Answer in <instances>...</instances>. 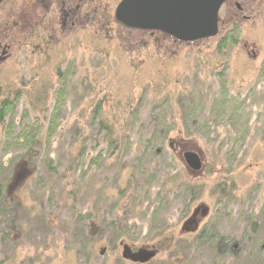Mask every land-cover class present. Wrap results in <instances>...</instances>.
Returning a JSON list of instances; mask_svg holds the SVG:
<instances>
[{
    "label": "rangeland",
    "instance_id": "obj_1",
    "mask_svg": "<svg viewBox=\"0 0 264 264\" xmlns=\"http://www.w3.org/2000/svg\"><path fill=\"white\" fill-rule=\"evenodd\" d=\"M120 1L92 0L85 29L66 38L34 28L18 34L13 40L11 58L0 64V101H13L10 114L0 122L1 181L7 182L11 200L31 210L27 216L45 225L41 230L47 240L37 249L36 242L25 239L27 234L10 232V239L22 242L17 262L121 264L122 242L133 249L144 246L148 252L155 251L158 256L151 264H250L244 254L253 252L258 245L251 244L253 238H249L250 242L240 239L244 229H251L249 216L262 226L254 241L264 242V0L243 6L242 14L250 16V20L243 21L239 16L235 23L234 6L229 12L223 9L219 35L189 45L123 28L115 19ZM229 15L232 19L227 21ZM227 31H232L227 36L232 38L231 43H222L218 49V42ZM222 87L225 93L220 96L227 108L220 113L222 108L213 105ZM59 92L61 95H57ZM181 111L194 113L195 125L187 126L193 135L188 138L183 133L186 127L180 119ZM132 112L137 115L131 116ZM53 113L57 115L55 132L49 146L43 142L45 148L38 158L20 162L19 151L3 150L4 132L10 125L18 131L37 122L47 132ZM91 118H95L93 123ZM159 118L165 124L162 128L155 127ZM106 127H112L118 136L114 151H108L110 140L105 138V131L90 140L95 130ZM149 140L162 151L158 157H144V164L163 172L165 163L171 161L170 174L179 181L201 175L197 180L192 178L201 187L200 195L184 213V206L170 195L158 219L150 218L156 206L155 193L140 211H119L124 202L121 201L115 208L118 214H110L108 203L93 197L97 181L103 189L112 184L110 179L119 172V181L112 187L116 198V189H124L129 177L128 169L119 171L120 166L122 170L125 165L128 168L143 149L150 154L146 147ZM80 148L84 151L82 156L76 155ZM230 151L234 161L228 164ZM100 152L105 161L101 169H96L89 161ZM187 153L195 154L202 162V173L201 168L196 172L187 167ZM43 159L51 161L58 175L41 188L35 178L47 179ZM119 160L121 163L117 164ZM82 175L83 180L79 178ZM59 184H69L68 190L77 191L76 203L61 195ZM218 186L228 188L229 196L220 205L222 192L215 194ZM146 206L150 209L144 211ZM201 207L208 210L205 218ZM76 209L90 214L85 224V234L93 238L86 245L90 260L85 252L75 255L71 242L67 244L63 239L65 231L72 233L73 224L81 221L77 222L79 218L73 215ZM188 219L192 222L187 223L188 229L197 226V230L200 225V231L205 225L219 222V232L238 238L239 250L243 248L244 253L237 259L219 258L214 247L213 251L196 249L195 235L180 236L181 225ZM21 220V224H29L28 219ZM115 221L127 231L116 244L108 228ZM168 236L172 246L163 242ZM101 248L106 249L103 257L98 256ZM36 250H46L39 262L34 256Z\"/></svg>",
    "mask_w": 264,
    "mask_h": 264
},
{
    "label": "trees",
    "instance_id": "obj_2",
    "mask_svg": "<svg viewBox=\"0 0 264 264\" xmlns=\"http://www.w3.org/2000/svg\"><path fill=\"white\" fill-rule=\"evenodd\" d=\"M230 39L232 38H228V40L224 41L223 44L231 43ZM218 49H220V47ZM222 90L223 91L219 94V99L215 100V104L213 105V107L217 106L218 109L222 108L221 111H218L220 113H223L227 108L225 107L226 101L221 100L220 95H224L225 93L224 88ZM57 95H61V92L57 93ZM61 100L62 98H59V102ZM12 102L13 101H9L8 99L0 101V122H4L6 117L10 114L11 112L10 106H12ZM220 103H221V106H220ZM193 106L194 105H192L190 109H192ZM229 106L230 104L228 105V107ZM193 114L194 113H192L191 111L189 113L186 111H181L180 119H181V122H183L186 127L183 129V133H185V136L187 138L193 135L192 134L193 131L187 128V126L190 127V126L195 125ZM230 114L232 116L235 115L233 112ZM136 115H137L136 112L131 113V116L135 117ZM56 117H57L56 113H53V115H51V119L49 121L53 120V122H50V126L46 130L47 132L42 131L37 122L36 124L30 125V126L25 125L24 127L20 128L18 131H14L13 128L11 127L12 125H10V127L6 128L4 132L6 141L3 146V150L6 151L11 148H14L17 151H19L17 160L20 162L21 161L23 162L25 160L26 161L28 160L29 162H31L32 159L38 158L41 151H43V147L45 148L43 142H45L46 146H49L48 141L55 132L54 131L55 124L57 121ZM94 121H95V118H91V123H93ZM158 121L159 122H155V127L162 128V126L165 124L162 123L160 118L158 119ZM166 127L169 128L168 125H166ZM155 130H157V128L153 129V131ZM167 130L165 132H167ZM102 131H105L106 133L105 138L110 140L109 145H108V149H109L108 151L116 150L117 143H118V140L116 138H118V136L115 135L116 131L112 127L111 128L109 127L98 128V130H95V134L90 135V140L94 137L95 139L98 138ZM196 133L198 134V132ZM238 134L241 135L240 132ZM43 137L45 138L44 140H43ZM153 138L154 137H152V139ZM125 139L127 141L125 145L127 148L128 138H125ZM146 147L150 151V154H147V150L143 149L145 151L142 150L141 155L139 157H135V159L132 162H130V164L128 165V168H127V165H125L123 166L124 169L122 170L120 166L119 171L121 170L124 172L128 169L129 177L126 178V184L124 186V189L122 187H120L119 189H116L117 190L116 198H115V188H112V187H114V182L119 181V178H118L120 177L119 172L114 174L113 179L112 178L110 179L112 184H110V186H104L103 189L99 187V184L97 181L96 186H98V189H96V193L93 194V197H96L98 201L107 202L109 206V209L107 208V210L110 211V214L116 213V215L118 214L115 211V208L117 207V203L119 204L121 201H124L123 204L120 205L119 211L123 210L126 213L130 211L131 212H134L137 210L140 211V207L144 205L147 202L149 196L153 195L154 193H155L154 199H155L156 206H154L153 210L151 211L150 218L158 219L162 206L168 201L170 195L173 201L176 202L178 199L179 202L184 206L182 209L183 211L182 213L188 211V208L194 203V201L198 198L201 192L200 185H197L195 184V182H193L194 181L193 179H197V177L193 175L192 176L193 179L191 177H185L183 181H179L176 178V176H172L170 174L172 173L171 171H173L171 161L170 163L168 162L165 163L166 167L164 168L165 171L163 172L158 170L155 166H152L149 163L144 164L143 159H145L146 157H148L149 159L151 154H153L155 157H158L160 156V153L162 151L161 147H159L156 143H152V140L148 141V143L146 144ZM83 153H84L83 148H80V150H78L76 155L82 156ZM233 158H234L233 151L228 152L227 163L228 164L233 163L234 161ZM104 161H105L104 156L100 152L97 154V156L91 158L89 163H90V166H92L93 168L101 169ZM174 161L175 159L172 160V162ZM50 162L51 161L49 159H45V160L43 159V165L45 168H47V172H48L47 179L42 178L40 176H38L37 179L35 178V181L41 188H43L44 186L48 184L50 185L53 182V180L57 178V175H58L57 171L52 167ZM120 163H121V160L117 162V164H120ZM115 165L116 163H114L112 166L114 167ZM170 168H172L171 171H169ZM184 169H185V166H184ZM229 169H230V165H229ZM6 172H7V169H6ZM84 176L85 175H82L79 178L83 180ZM152 185H154L153 188L151 187ZM68 187H70L69 184L59 186V188L62 189L61 195H65L68 201L70 199L71 202L76 203L77 202V194H76L77 191H74V190L70 191L68 190ZM216 188L217 190L215 191V194H218V191L222 192L221 197H219V205H220V203L223 200H226L227 197H229L226 194V191L228 190V188H225V186H218ZM6 189H7V182L1 181V177H0V229H2L0 231V264H24L25 262L23 260L17 262L18 250L21 248L22 242L18 240L15 241V240L10 239V232L17 230L20 232V234L21 233L27 234V238L25 237L24 238L32 241V243L36 242L37 249H38L39 247L41 248V244L47 242L45 236L42 233L43 231L41 230L44 228L45 225H43V223L42 224L37 223L36 220L32 221L30 217L27 216L28 215L27 213H29L31 210L30 209L25 210L23 209V207H21L22 205L20 204V202L11 200L7 196ZM155 190L157 191L155 192ZM222 196H226V197H222ZM75 207H76V204L72 205V209H74ZM126 209H128V212ZM149 209L150 208L146 206L144 211H147ZM206 212L207 213L206 215H204V218L207 217L208 215V210H206ZM42 215L44 216V214ZM73 215H76V217L79 218V220L78 219L76 220L77 222H79L80 220L81 221L79 223L73 224L74 230L72 233L65 231L64 238H63L64 242L67 244L71 242V245L73 246L71 249L74 250L75 255H77V253H80L82 251V253L83 252L86 253V257L87 259H89L91 257L90 256L91 254L87 252L86 245L87 243H92L93 238L88 237L85 234V227H86L85 224L90 220L89 219L90 214L89 215L82 214V211L76 209ZM21 217L28 219L29 224L24 225L23 222L21 224V221H22ZM248 218L250 219L249 226L251 227V229L250 230H248V228L244 229L240 239L241 240L247 239V241L250 242L251 240L249 238H253L251 241V244L253 243L257 244L258 247L253 252L250 253L248 251L246 254H244L245 258L247 259L246 263L264 264V242L262 241L260 244H258V242L254 241V237L258 236L259 228H261L262 226L258 223H255L254 219H251L250 216ZM116 220H119V218H117ZM218 224L219 222L205 225V227L200 231L199 229L200 225L198 226L197 230H196L197 226L190 230L187 228V223L183 222L180 228V232H181L180 236L189 235V234L190 236L195 235L194 243L196 245V249L201 250L204 248V250L209 251L210 249L213 251V247H214L215 249L214 252H215L216 257L222 258V257L228 256L232 259H237L241 257V255L244 252L242 251L243 248H241V251L239 250V247H241L240 245L241 243H239L240 246H238V242H237L238 238L232 239L230 237L224 236L221 232H219L218 230L219 228H217ZM108 228H109L111 236L114 238L115 244L118 241L117 239H120L121 237L125 236V234L127 233V231L124 230V228H121L116 221L115 223L114 222L109 223ZM159 231L162 233L161 229ZM163 242H166L168 243L169 246H172V239L169 236L166 237L163 240ZM119 247L121 248V254H123L124 247H127L131 251V253H138L139 250L146 248L143 246L137 249H133L131 246H128L122 242L119 243ZM45 251L46 250L39 252V250H36V252L34 253V256L38 262L39 260L41 261V258H43ZM105 253H106V249L101 248L98 256L103 257L105 256ZM157 256L158 254L155 255V257H153L151 260H149V262L134 263V262L124 259L123 255H121V260L124 263L122 262L120 263L121 264H125V263L126 264L127 263L128 264H151L156 259ZM254 258H256V260ZM173 264H176V262Z\"/></svg>",
    "mask_w": 264,
    "mask_h": 264
},
{
    "label": "water",
    "instance_id": "obj_3",
    "mask_svg": "<svg viewBox=\"0 0 264 264\" xmlns=\"http://www.w3.org/2000/svg\"><path fill=\"white\" fill-rule=\"evenodd\" d=\"M225 0H121L115 9V19L129 29L159 31L189 43L213 38L217 34V15ZM188 167L199 171L201 163L191 153L184 155ZM203 208V216L206 209ZM199 210L196 209L194 214ZM186 223H192L191 219ZM188 225V224H187ZM188 228V227H187ZM123 258L134 263L149 262L155 251L141 249L138 253L124 247Z\"/></svg>",
    "mask_w": 264,
    "mask_h": 264
},
{
    "label": "flooded vegetation",
    "instance_id": "obj_4",
    "mask_svg": "<svg viewBox=\"0 0 264 264\" xmlns=\"http://www.w3.org/2000/svg\"><path fill=\"white\" fill-rule=\"evenodd\" d=\"M11 1V2H10ZM92 0H0V64L6 62L12 56L13 40L18 34L37 30L39 32L52 33V35L64 36L65 38L79 29H85V23L89 18V4ZM254 0H225L220 6L217 15V34L219 35L220 13L223 9L229 12L234 6L236 15L233 16L236 23L240 16L243 21L250 20V16L243 15V6ZM232 16H227L229 21ZM118 24H120L117 21ZM234 23V25H236ZM121 25V24H120ZM125 29H129L121 25ZM131 31L146 32L150 35H161L168 42L177 45H189L194 42H183L174 37L159 31H143L129 29ZM233 31V30H232ZM232 31L225 32L219 42L218 47L228 40ZM213 37V38H215ZM204 40V39H203ZM247 48V46H246ZM255 57L254 52H251ZM201 163L202 173L204 165ZM188 167V165H187ZM197 172V171H196ZM197 178L201 177L196 176ZM197 180V179H196Z\"/></svg>",
    "mask_w": 264,
    "mask_h": 264
}]
</instances>
